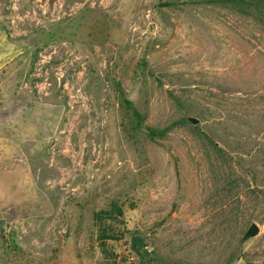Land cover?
<instances>
[{
	"label": "rangeland",
	"instance_id": "rangeland-1",
	"mask_svg": "<svg viewBox=\"0 0 264 264\" xmlns=\"http://www.w3.org/2000/svg\"><path fill=\"white\" fill-rule=\"evenodd\" d=\"M0 264H264V0H0Z\"/></svg>",
	"mask_w": 264,
	"mask_h": 264
},
{
	"label": "trees",
	"instance_id": "trees-1",
	"mask_svg": "<svg viewBox=\"0 0 264 264\" xmlns=\"http://www.w3.org/2000/svg\"><path fill=\"white\" fill-rule=\"evenodd\" d=\"M233 1H237V0H233ZM120 95H121V100H122L123 106L125 108H127L128 110H130L131 114L136 119L138 126L142 125L143 118L140 115V113L136 110V108L133 106L132 102L130 100H128L123 95V93H121V91H120ZM146 128L149 131L150 135H153V134L161 135V132L155 133L151 127H146ZM121 215H122V211H121L120 207L115 202H112L109 206V209L99 210V211L95 212L94 213V219L97 223L99 222V225H101L104 220H106V219L112 220L113 218H115V216H121ZM99 238H102V239L106 238L107 239L108 237L106 235H100ZM102 244H104V243H101V246H102Z\"/></svg>",
	"mask_w": 264,
	"mask_h": 264
},
{
	"label": "water",
	"instance_id": "water-1",
	"mask_svg": "<svg viewBox=\"0 0 264 264\" xmlns=\"http://www.w3.org/2000/svg\"><path fill=\"white\" fill-rule=\"evenodd\" d=\"M259 232V226L256 223H251L243 234L244 238L255 236Z\"/></svg>",
	"mask_w": 264,
	"mask_h": 264
}]
</instances>
